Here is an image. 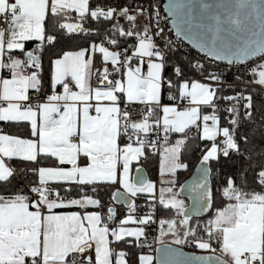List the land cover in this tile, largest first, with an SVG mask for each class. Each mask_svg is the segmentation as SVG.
Returning a JSON list of instances; mask_svg holds the SVG:
<instances>
[{"label": "snow or ice", "instance_id": "obj_1", "mask_svg": "<svg viewBox=\"0 0 264 264\" xmlns=\"http://www.w3.org/2000/svg\"><path fill=\"white\" fill-rule=\"evenodd\" d=\"M164 11L0 0V264H264V0Z\"/></svg>", "mask_w": 264, "mask_h": 264}, {"label": "trees", "instance_id": "obj_2", "mask_svg": "<svg viewBox=\"0 0 264 264\" xmlns=\"http://www.w3.org/2000/svg\"><path fill=\"white\" fill-rule=\"evenodd\" d=\"M72 20H70L69 22H71ZM169 72L166 70L165 72V75H168ZM198 155V153H195L192 157V160L190 162V166H189V173L188 174H184L185 178H190V174H193L194 171H195V168H194V165L196 163V156ZM235 163V161H225L223 159H221V167L226 169V170H230L231 169V166L232 164ZM147 174L150 178H155L156 176V168L154 166L153 163H149L148 166H147ZM117 207V210H118V215H123V206H120V205H116Z\"/></svg>", "mask_w": 264, "mask_h": 264}, {"label": "built area", "instance_id": "obj_3", "mask_svg": "<svg viewBox=\"0 0 264 264\" xmlns=\"http://www.w3.org/2000/svg\"><path fill=\"white\" fill-rule=\"evenodd\" d=\"M159 3H160V8H161V14H162L163 16H167L166 13H165V11H164L165 0H159ZM2 26H4V22H3V19L0 18V27H2ZM167 27H168V28H171V24H170L169 21H168ZM189 49H191L193 52L196 51L195 49H192L191 46H190L187 42H185V48H184L183 50H184V51H188ZM221 67H223V62H221ZM195 78H196L197 80L200 79V77H198V76L195 77ZM241 87H242V85H241Z\"/></svg>", "mask_w": 264, "mask_h": 264}, {"label": "crops", "instance_id": "obj_4", "mask_svg": "<svg viewBox=\"0 0 264 264\" xmlns=\"http://www.w3.org/2000/svg\"><path fill=\"white\" fill-rule=\"evenodd\" d=\"M133 175H135L136 173H135V170L133 169V173H132ZM145 175H148L147 174V171L144 173ZM129 227H133L134 225H128Z\"/></svg>", "mask_w": 264, "mask_h": 264}, {"label": "water", "instance_id": "obj_5", "mask_svg": "<svg viewBox=\"0 0 264 264\" xmlns=\"http://www.w3.org/2000/svg\"><path fill=\"white\" fill-rule=\"evenodd\" d=\"M168 3V0H165V4H167ZM166 13V12H165ZM166 15H167V13H166ZM169 22H170V24H171V19L169 18ZM171 27H172V24H171ZM190 45V44H189ZM191 46V45H190Z\"/></svg>", "mask_w": 264, "mask_h": 264}, {"label": "rangeland", "instance_id": "obj_6", "mask_svg": "<svg viewBox=\"0 0 264 264\" xmlns=\"http://www.w3.org/2000/svg\"><path fill=\"white\" fill-rule=\"evenodd\" d=\"M71 22H75V21H71ZM71 22H70V23H71Z\"/></svg>", "mask_w": 264, "mask_h": 264}]
</instances>
